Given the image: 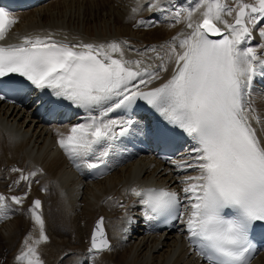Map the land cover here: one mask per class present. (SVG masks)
Wrapping results in <instances>:
<instances>
[{"label":"snow or ice","instance_id":"1","mask_svg":"<svg viewBox=\"0 0 264 264\" xmlns=\"http://www.w3.org/2000/svg\"><path fill=\"white\" fill-rule=\"evenodd\" d=\"M144 10L171 12L173 0H149L146 6L138 0L132 12ZM196 13L201 19H194ZM171 19L184 23L185 30L143 50L127 41L58 40L54 33L17 36L19 42L12 43L18 19L0 6V78L18 75L35 89L50 90L55 103L83 110L84 122L71 125L67 134L57 131L58 147L78 171L108 168L116 142L142 131L132 114L143 101L160 117L151 133L157 140L187 138V158L169 162L180 171L196 172L180 180L183 197L165 187L127 190L144 206V218L182 224L190 252L204 264H251L253 231L264 226V114L251 98L256 79H264V0H197L193 7L174 11ZM135 26L154 23L141 19ZM126 49L141 59L125 58ZM10 171L19 176L9 192L21 183L28 190L0 193V221L10 218L12 205H23L32 184L39 183L35 178L45 174L39 167ZM28 212L38 236L30 232L25 237L15 261L45 264L38 251L49 241L41 200H33ZM128 222H133L130 217ZM112 251L100 217L88 259L96 264Z\"/></svg>","mask_w":264,"mask_h":264},{"label":"bare ground","instance_id":"2","mask_svg":"<svg viewBox=\"0 0 264 264\" xmlns=\"http://www.w3.org/2000/svg\"><path fill=\"white\" fill-rule=\"evenodd\" d=\"M139 2L146 6L149 0ZM196 2L173 0L174 10L171 12L144 10L133 13L138 0H56L16 13L18 23L12 28L10 38L16 40L17 36L25 34L54 33L58 40L93 43L127 41L133 49L143 50L152 45H162L185 30L184 23H174L171 17L174 11L193 7ZM141 19L152 21L154 26H135ZM194 19H201L199 13L194 15ZM255 42H259L258 37ZM130 59L141 57L133 55ZM140 87L144 88V85ZM39 92L47 94V90ZM251 98L257 111L264 114V90L257 86L252 90ZM64 111L73 112L67 105H64ZM43 114L39 115L33 107L21 109L0 104V193L22 195L28 190L27 184L21 183L9 192L8 186L19 176L10 171L12 167H19L25 172L39 167L45 173L35 178L39 183L32 184L23 205H12L10 218L0 221V255L9 252L12 256V261L7 264H17L15 257L24 250L23 242L30 232L38 236V229H34L28 212L35 199L42 202L49 237V241L39 247L40 253L44 248L46 252L49 250L46 248L48 243L70 248L66 232L73 238L74 233H79L82 221L91 224L96 220L95 225L100 217H104L113 246L112 252H105L100 257L107 264H204L190 252L182 224H176L173 230L159 232L152 227V222L144 218L145 209L138 202L139 198L127 191L137 186L164 185L180 192L183 197L180 180L186 175H195V170L180 171L173 163H160L154 157H135L131 161L124 148L115 145L107 158L112 168L109 176L90 182L89 169L82 173L72 171L71 176L68 159L57 144V131L67 134L73 123L51 125ZM147 116L144 114L137 118L142 124L151 125ZM73 119L71 117L70 121ZM155 119L161 122L158 114ZM141 129L144 131V125ZM182 158H187V149H183L175 161L180 162ZM121 203L125 208L119 207ZM129 217L132 223L128 222ZM58 225L61 229L56 227ZM56 229H59L57 233ZM79 260L78 264L91 263L88 254ZM252 264H264V253Z\"/></svg>","mask_w":264,"mask_h":264},{"label":"rangeland","instance_id":"3","mask_svg":"<svg viewBox=\"0 0 264 264\" xmlns=\"http://www.w3.org/2000/svg\"><path fill=\"white\" fill-rule=\"evenodd\" d=\"M248 2H252V0H248ZM95 221L96 220H94L91 224H90V222L87 223V222L82 221L81 227L79 229V233H74L73 238L69 237L70 236L68 234L69 232L65 233L66 239L70 241L69 242V244L71 245L70 248H66V246H59L58 247L55 245L56 246V249H55L54 244L52 245V244L48 243V244H46V246L48 245L46 248L49 250L46 252L44 250L45 248L43 246L44 249H43L42 253L39 252V254L40 255L42 254L41 256H43V257H41V258L44 260L45 264H49V263L50 264H78L77 261H80L79 259L81 257H84L88 254L87 249L90 246L91 232H92V228H93ZM56 227L61 229V225H58ZM48 228L51 229L50 226ZM105 228H106V232H107V235L109 238L110 236H109L108 226L105 225ZM58 230L59 229H56V233L58 232ZM109 240L111 241L110 238H109ZM49 244H50V248H49ZM52 246H54V247H52ZM65 249H67V250H65ZM65 253H68L69 255L67 257H65ZM46 255H48V256H46ZM100 257L97 259L96 264H107V263H105V261L103 259H100ZM77 258H79V259H77ZM11 259H12L11 253L3 252L2 255H0V264H7L8 261Z\"/></svg>","mask_w":264,"mask_h":264},{"label":"water","instance_id":"4","mask_svg":"<svg viewBox=\"0 0 264 264\" xmlns=\"http://www.w3.org/2000/svg\"><path fill=\"white\" fill-rule=\"evenodd\" d=\"M213 38H219V37H213Z\"/></svg>","mask_w":264,"mask_h":264}]
</instances>
